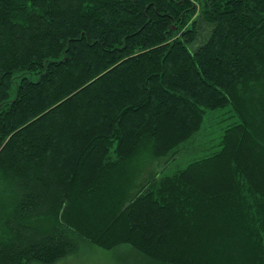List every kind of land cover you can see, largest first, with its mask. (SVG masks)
Here are the masks:
<instances>
[{
  "label": "trees",
  "instance_id": "1",
  "mask_svg": "<svg viewBox=\"0 0 264 264\" xmlns=\"http://www.w3.org/2000/svg\"><path fill=\"white\" fill-rule=\"evenodd\" d=\"M84 244L264 264V0H0V264Z\"/></svg>",
  "mask_w": 264,
  "mask_h": 264
},
{
  "label": "rangeland",
  "instance_id": "2",
  "mask_svg": "<svg viewBox=\"0 0 264 264\" xmlns=\"http://www.w3.org/2000/svg\"><path fill=\"white\" fill-rule=\"evenodd\" d=\"M200 25L199 39L203 40L208 35L209 28L203 22ZM138 256L129 246L107 251L91 244H84L77 253L67 256L57 264H136L135 259Z\"/></svg>",
  "mask_w": 264,
  "mask_h": 264
}]
</instances>
